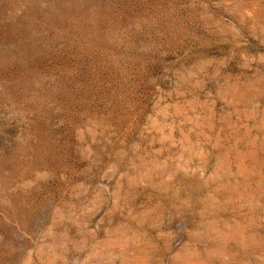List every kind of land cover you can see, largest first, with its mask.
Here are the masks:
<instances>
[{
    "label": "rangeland",
    "instance_id": "rangeland-1",
    "mask_svg": "<svg viewBox=\"0 0 264 264\" xmlns=\"http://www.w3.org/2000/svg\"><path fill=\"white\" fill-rule=\"evenodd\" d=\"M0 264H264V0H0Z\"/></svg>",
    "mask_w": 264,
    "mask_h": 264
}]
</instances>
